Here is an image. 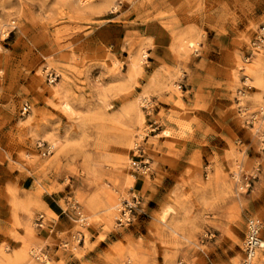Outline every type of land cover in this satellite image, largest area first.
<instances>
[{"label":"rangeland","instance_id":"rangeland-1","mask_svg":"<svg viewBox=\"0 0 264 264\" xmlns=\"http://www.w3.org/2000/svg\"><path fill=\"white\" fill-rule=\"evenodd\" d=\"M263 29L264 0H0V264H239Z\"/></svg>","mask_w":264,"mask_h":264},{"label":"built area","instance_id":"built-area-1","mask_svg":"<svg viewBox=\"0 0 264 264\" xmlns=\"http://www.w3.org/2000/svg\"><path fill=\"white\" fill-rule=\"evenodd\" d=\"M263 51L264 54V29L261 30L254 40L250 43V56L245 58V63L248 64L249 60L255 53ZM247 81V77H245ZM253 90L251 86H244V91L238 93V113L246 121L247 124L254 126L264 124V93L261 95L260 102L256 106L254 111H250V107L244 102V97L247 92ZM39 148H42L39 146ZM48 153V149L43 151L42 155L45 156ZM134 169L142 173L143 175L149 171V167L146 164L139 167L134 166ZM141 201L137 196L132 195L130 200H126L120 204L117 209L115 217L116 228H125L133 223L136 212L140 210ZM263 222L255 219H248L246 221V229L244 239L241 245L242 259L239 264H256V260L260 250L262 249L261 233L263 230ZM45 219L43 215H39L35 220V227L39 230L45 229ZM79 237H81L79 235ZM80 241V240H79Z\"/></svg>","mask_w":264,"mask_h":264},{"label":"bare ground","instance_id":"bare-ground-1","mask_svg":"<svg viewBox=\"0 0 264 264\" xmlns=\"http://www.w3.org/2000/svg\"><path fill=\"white\" fill-rule=\"evenodd\" d=\"M264 74V73H263ZM255 76V81L257 83V85L261 88L264 89V77L261 74H256ZM262 124H259L258 127L256 128L257 131L259 130V128L261 127ZM264 125V124H263ZM262 248H264V243L262 244Z\"/></svg>","mask_w":264,"mask_h":264}]
</instances>
